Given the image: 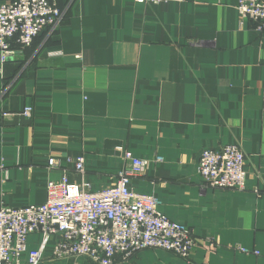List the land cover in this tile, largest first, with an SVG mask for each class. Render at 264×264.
Returning <instances> with one entry per match:
<instances>
[{
	"label": "crops",
	"instance_id": "crops-1",
	"mask_svg": "<svg viewBox=\"0 0 264 264\" xmlns=\"http://www.w3.org/2000/svg\"><path fill=\"white\" fill-rule=\"evenodd\" d=\"M237 2L57 0L58 26L0 73V208L45 203L67 157L85 158V177L67 168L71 183L94 193L112 186L123 146L151 163L131 187L156 196L161 214L217 250L199 247L189 259L145 250L115 264H264V31L241 22ZM227 145L245 153L246 190L204 189L202 151ZM51 157L63 167L49 169ZM58 239L41 264H93L54 261ZM42 241L30 235L28 250Z\"/></svg>",
	"mask_w": 264,
	"mask_h": 264
},
{
	"label": "built area",
	"instance_id": "built-area-1",
	"mask_svg": "<svg viewBox=\"0 0 264 264\" xmlns=\"http://www.w3.org/2000/svg\"><path fill=\"white\" fill-rule=\"evenodd\" d=\"M151 6L181 3L184 0H134ZM241 22L252 20L258 31H264V0H238ZM62 10L57 0H6L0 2V73L16 54L31 47L40 34L58 26ZM17 45L18 48H14ZM0 95V100L2 98ZM32 107L22 113L31 118ZM124 167L115 183L99 192H91L90 184L71 183L68 169L82 178L86 175L85 158L67 157L66 170L59 180L47 186L46 202L22 208H0V264H41L52 236L58 235L53 260L85 259L93 264H115L131 260L145 250H163L189 259L196 248L215 252L217 243L199 242L194 232L169 220L159 212L160 200L154 195L137 193L132 180L144 176L151 163L134 156L119 146ZM163 162L157 157L155 163ZM246 156L238 145L205 149L198 163L204 189L246 190ZM49 169L61 168L62 160L51 157ZM39 233L43 237L38 250H28V238ZM250 256H260L255 249L239 248ZM27 261H24V257Z\"/></svg>",
	"mask_w": 264,
	"mask_h": 264
},
{
	"label": "trees",
	"instance_id": "trees-1",
	"mask_svg": "<svg viewBox=\"0 0 264 264\" xmlns=\"http://www.w3.org/2000/svg\"><path fill=\"white\" fill-rule=\"evenodd\" d=\"M29 48H30V47H29ZM27 49H28V48H26V49H24V50H21L20 52H23V51L25 52ZM11 83H12V80H10V79L5 81L4 91L8 89V87H9V85H10ZM5 88H6V89H5ZM4 91H3V92H4Z\"/></svg>",
	"mask_w": 264,
	"mask_h": 264
},
{
	"label": "rangeland",
	"instance_id": "rangeland-1",
	"mask_svg": "<svg viewBox=\"0 0 264 264\" xmlns=\"http://www.w3.org/2000/svg\"><path fill=\"white\" fill-rule=\"evenodd\" d=\"M81 260H84V261H86V262H88L87 260H85V259H81ZM90 263V262H89Z\"/></svg>",
	"mask_w": 264,
	"mask_h": 264
}]
</instances>
